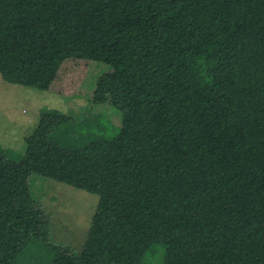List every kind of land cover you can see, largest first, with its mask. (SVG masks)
Returning <instances> with one entry per match:
<instances>
[{"label":"trees","instance_id":"16d2710c","mask_svg":"<svg viewBox=\"0 0 264 264\" xmlns=\"http://www.w3.org/2000/svg\"><path fill=\"white\" fill-rule=\"evenodd\" d=\"M67 60L109 71L0 166V264H264V0H0L4 82L45 91ZM37 157L98 197L79 253L30 193Z\"/></svg>","mask_w":264,"mask_h":264},{"label":"rangeland","instance_id":"374dc122","mask_svg":"<svg viewBox=\"0 0 264 264\" xmlns=\"http://www.w3.org/2000/svg\"><path fill=\"white\" fill-rule=\"evenodd\" d=\"M109 71L108 66L90 61L67 60L59 68L49 88L39 91L4 82L0 77V166L13 172L22 158L25 140L32 134L43 111H57L82 120L91 111V97L96 80ZM108 106H100L92 113L93 120L114 136L117 129L110 125L116 111L109 114ZM120 118V117H119ZM34 175L29 190L41 210L50 219L52 242L68 245L75 253L82 250L98 197L52 180V163L44 158L32 161ZM146 256L147 264L162 260L164 250ZM161 251V252H160ZM163 252V253H162ZM153 263V262H152Z\"/></svg>","mask_w":264,"mask_h":264}]
</instances>
